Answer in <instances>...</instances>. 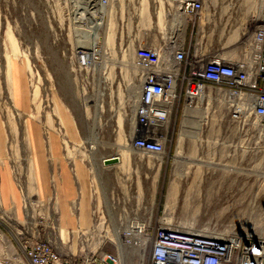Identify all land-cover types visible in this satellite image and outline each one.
Listing matches in <instances>:
<instances>
[{
  "label": "rangeland",
  "instance_id": "374dc122",
  "mask_svg": "<svg viewBox=\"0 0 264 264\" xmlns=\"http://www.w3.org/2000/svg\"><path fill=\"white\" fill-rule=\"evenodd\" d=\"M86 2L0 0V226L6 238L23 257L18 240L30 227L60 252L104 249L136 264L139 249L120 234L132 221L152 234L163 225L263 235L264 123L207 93L196 109L174 111L162 153L134 149L141 72L133 63L134 40L145 35L154 9H104L98 36L109 43L110 10L114 43L97 44V62L80 66L76 46L87 52L91 41L78 45L76 36ZM257 9L258 0H203L201 15L184 28L187 54L198 48L207 57L238 55L251 33L245 20ZM38 154L56 174L67 168L64 190L44 182V193L35 195ZM114 155L117 163H102ZM10 255L6 264H16Z\"/></svg>",
  "mask_w": 264,
  "mask_h": 264
},
{
  "label": "built area",
  "instance_id": "2783aa9c",
  "mask_svg": "<svg viewBox=\"0 0 264 264\" xmlns=\"http://www.w3.org/2000/svg\"><path fill=\"white\" fill-rule=\"evenodd\" d=\"M164 1L170 16L184 17L188 24L203 10V0ZM105 4L106 0H87L85 8L88 14H99ZM77 22L83 28L92 25L87 17ZM248 27L251 33L236 56L207 57L198 48L188 55L184 42L176 46L166 39L155 46L136 45L133 63L141 72L131 127L134 149L162 153L174 111L180 106L183 114L196 109L200 97L207 93L229 107L249 109L264 123V0H258V9L251 15ZM94 41L104 43L101 35L94 37ZM116 42L121 43L120 39ZM82 51L76 46L78 65L97 62L98 56L85 62ZM132 222L123 230V238L139 249L136 264H264V234L215 236L163 225L152 234L145 223ZM20 234L18 244L23 257L0 226V264H6L8 252L15 261L12 250L27 264H124L119 253L104 249L78 254L60 252L50 242L35 236L30 227Z\"/></svg>",
  "mask_w": 264,
  "mask_h": 264
},
{
  "label": "crops",
  "instance_id": "0c3cea01",
  "mask_svg": "<svg viewBox=\"0 0 264 264\" xmlns=\"http://www.w3.org/2000/svg\"><path fill=\"white\" fill-rule=\"evenodd\" d=\"M104 9H154L153 12L155 16L152 17V22H150V24L147 27H144V29L142 30L145 33V35H143L142 37H138L134 40V42L137 45L155 46V45H159L162 41L166 39V40L173 41L176 46H180L182 45L184 41L183 33H184L185 26L188 25V20L181 16L176 19L170 16L167 12V9H169L168 5L166 4L164 0H106ZM256 11L257 10L253 12H256ZM108 13H109L108 14L109 19L107 17L106 21L109 22L110 30H112V36L109 39L110 40L109 43H108V37H105L106 42L104 43L112 44L114 43V40H115L116 27L114 24L112 14L110 13V10H108ZM161 13L163 17L161 16L162 18L159 19V15ZM128 18L130 20H134L135 15L128 14ZM245 21L246 22L244 24L248 26L249 20H245ZM224 53L227 55H231V52H228V51H225L220 54L224 55ZM52 140H55V139H52ZM40 157L41 156L38 154L37 164L40 163L43 166L39 164V166L37 167L36 175L34 173V181L36 182V177H37V180L39 181L37 186H35L34 188L35 195L38 194V196H40L42 195V193H44V190H45L43 189L44 182H47L48 186L50 184L55 183L56 185H58L60 183L61 189L64 190L65 189L64 182H63L64 172L67 173V176L69 177V180H70L69 173L66 170L67 168L66 169L63 168L62 174H56L54 170L53 171L50 170L49 166L45 167L44 165L45 163L41 159L39 160ZM58 176H59V179H58ZM40 202L41 201H39L38 199L37 204H39ZM55 202H56V198H54V203Z\"/></svg>",
  "mask_w": 264,
  "mask_h": 264
},
{
  "label": "bare ground",
  "instance_id": "6f19581e",
  "mask_svg": "<svg viewBox=\"0 0 264 264\" xmlns=\"http://www.w3.org/2000/svg\"><path fill=\"white\" fill-rule=\"evenodd\" d=\"M99 10H100L99 11L100 15H97L95 12L91 11L90 14H88L89 12H87V15L84 16V17H87V19L90 18V20L92 22V25L89 26L91 28L90 30H88L86 28H79L76 32L78 45H82V44L85 45L86 44L85 39H87V38L91 39L90 45H89V50L87 52H83L81 54V57L84 59L85 62L92 60L94 56H97L98 54H100V49L97 47V42L94 41V37H97L99 35V29L102 28L104 25V9H99ZM85 12H86V10H85ZM91 17H94V18L91 19ZM79 18H82V17H79ZM92 29H94V30H92ZM190 232L209 234V235H215V236L224 235V233L218 234L215 232H208V231H202V230L190 231ZM122 233H123V230L120 232V234H122ZM8 245H10V244H8ZM12 257L15 259L17 264H25L21 260V258H19V256L13 252V250H12Z\"/></svg>",
  "mask_w": 264,
  "mask_h": 264
},
{
  "label": "water",
  "instance_id": "95a60500",
  "mask_svg": "<svg viewBox=\"0 0 264 264\" xmlns=\"http://www.w3.org/2000/svg\"><path fill=\"white\" fill-rule=\"evenodd\" d=\"M118 161H119V157L114 155L103 158L102 163L104 165H112L117 163Z\"/></svg>",
  "mask_w": 264,
  "mask_h": 264
}]
</instances>
